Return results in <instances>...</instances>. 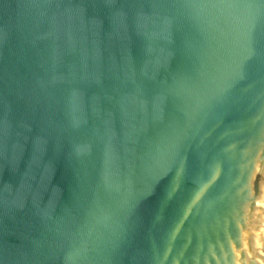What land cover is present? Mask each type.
<instances>
[{"label":"water","instance_id":"95a60500","mask_svg":"<svg viewBox=\"0 0 264 264\" xmlns=\"http://www.w3.org/2000/svg\"><path fill=\"white\" fill-rule=\"evenodd\" d=\"M0 264H264V0H0Z\"/></svg>","mask_w":264,"mask_h":264}]
</instances>
